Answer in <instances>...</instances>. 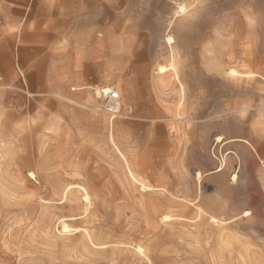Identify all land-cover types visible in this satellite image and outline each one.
Returning a JSON list of instances; mask_svg holds the SVG:
<instances>
[{"label": "rangeland", "instance_id": "obj_1", "mask_svg": "<svg viewBox=\"0 0 264 264\" xmlns=\"http://www.w3.org/2000/svg\"><path fill=\"white\" fill-rule=\"evenodd\" d=\"M186 1L85 0L78 18L76 0H0V141H11L13 149L0 157V264H264V235L250 232L245 221L228 227L229 248L220 246L215 227L189 211L168 212L181 220L147 225L141 194L127 186L116 165L106 124L51 96L78 84L70 41L80 20L93 36L83 66L88 75L81 82L98 86L107 81L138 91L123 92L133 113L124 129L112 131L136 173L165 196L169 192L188 203L198 171L205 195L220 189L232 213H256L263 221L264 123L246 115L235 129L227 115L234 106L256 105L261 92L254 83H233L224 70L264 78V0H202L193 23L183 30L184 106L189 100L198 119L189 127L176 122L177 131L171 130L179 97L174 83L166 95L148 79L135 83L139 59L147 77L157 63L167 65L158 45L172 6ZM115 39L120 57L109 48ZM217 135L248 143L216 144ZM228 150L238 156V166L233 162L227 172L214 174ZM171 166L187 175L186 185L176 182ZM45 167L50 171L41 172ZM28 169L36 172V181L27 178ZM233 172L238 179L231 184ZM63 183L87 190L91 215L61 204L52 187ZM62 218H73L69 224L77 230L71 235L58 233ZM84 229L106 246L89 244L81 236ZM135 245L143 254H134Z\"/></svg>", "mask_w": 264, "mask_h": 264}, {"label": "bare ground", "instance_id": "obj_2", "mask_svg": "<svg viewBox=\"0 0 264 264\" xmlns=\"http://www.w3.org/2000/svg\"><path fill=\"white\" fill-rule=\"evenodd\" d=\"M76 1L78 7L77 11H75L77 12V15L75 16L79 18L81 16V5L85 3V0ZM201 5H203L202 0H187L186 2L181 3L176 2L169 11V18H167L166 25L163 29L161 43H159L158 45L159 57L166 58L167 65L157 63L154 69L152 70L151 75L147 77L146 65L144 59L142 58L138 60L133 69L134 78L136 79V85H140V82L142 83L143 80L148 79V83H150L154 90L161 91L165 95L168 92L170 88L169 86L172 83H174L178 87L179 97L174 108V115L172 119L174 123H172L171 127V130L174 131H177L175 124L176 122H184L188 126V124L198 120L195 117L196 107L191 102H189V100H186V103H188L187 106H184L185 89L181 81L182 73L180 69V64H183L182 58H184V56L182 52L183 49L186 48V42L184 36L182 35V32L183 30L189 28V26L193 23L194 17L196 15L195 10H197V8H200ZM92 39L93 36L90 33L89 26H84V24H82L80 20H77L76 26L72 32V39L70 43L73 48L75 57L74 75L78 84L76 86L69 87V91L59 90L58 92L50 93L51 96L55 99L67 104H72L80 108L81 110L87 112V114L93 119L94 122L98 124H106L108 130L107 136L111 145V149L115 154L116 165L124 173V179L127 183V186L137 190L141 194L142 208L145 211V220L147 225H165L172 219L182 218L179 215H176L175 213L182 214L189 211L190 213H194V219H198L200 222L207 221L209 225L215 227L217 231V239L220 242V246L224 248H229L232 245V237L226 233L228 227L232 225H239L242 221H245L247 223V229L250 232L257 234L258 237L263 236L264 220L258 221L257 214L254 213V215H252V213H249L248 211L242 213L241 215L232 213L220 189L215 190V193L211 196L205 195L207 186H198V184H201L202 179V174L198 171L195 174V178L198 183L197 185H195V196L194 199L188 203L179 202L178 198L169 192L168 194H166L167 196H165L162 193L164 190H162L160 187H155L151 185L146 180V178L144 179L136 173L134 165L116 147L112 131L114 128H117V130L124 129V127L127 125V122H125V118H128V115L133 113L130 106H128L121 98L123 92H127L128 95L131 96L133 95V93H136L138 91L137 89L133 90L131 87L126 88L119 84L109 83L107 81L98 86L81 82L88 75L87 71L85 70L86 68H83V66L85 65L84 62L88 59V46ZM109 48L112 53L120 57L122 53V47L120 45L119 39L111 40ZM19 52L20 55L23 56L21 50ZM182 68H184V66ZM224 75L227 78L231 79L235 84L241 83L242 81L245 84L250 85L251 83H254L256 84V89L261 92L258 97V103L256 105L249 108L241 109H238L237 106H234V108L230 110L227 115H229V119L231 120L232 126L235 129L241 128L246 115L256 122L262 121L261 123H264V78L258 80L255 79L256 75L242 74L236 71L234 68L225 69ZM111 90L117 94L118 101L116 102V106L114 108L108 109L107 107H104L102 102L97 99L96 94L98 92L106 93ZM75 91L78 92V95L72 98L70 92ZM26 95L28 97H31L30 93H27ZM242 105H245V103H243ZM117 118L118 120L115 121V119ZM142 119L147 120L151 118L142 116ZM20 127H23V125H20ZM214 142L220 145H226L233 142L248 143L245 139L240 137L224 141V138L221 135H217L214 139ZM12 150L13 149L11 141H0L1 158L10 154ZM237 157L238 156H236L234 152L228 150L224 155L221 156L220 163L213 173L219 174L224 171L227 172L233 162H235V166H238ZM54 158L58 159L60 158V155L55 154ZM36 163H39V161H36ZM46 164H48V162ZM49 169L50 168L45 167L42 169L41 172H44ZM171 171L174 174V179L177 180L176 182L183 186L186 185L187 175H185L183 172L178 171L173 166H171ZM26 174L29 180H37L36 172H34L33 169H28L26 171ZM237 179L238 177L235 172L231 173L229 179L230 183H236ZM52 190L54 191V195L59 197V201H62L61 204H72L73 206H78V208L80 207L83 210V214L85 216L92 214L93 204L91 201V196L83 186L74 185V183L73 185L69 183H63L59 186L52 187ZM41 200L44 201L43 199ZM165 211H167V213H165ZM168 212L175 213L173 215H170L168 214ZM72 219L73 218L60 219L57 228L59 234L68 236L77 230L76 228H72L69 224L70 221L72 222ZM81 236L87 239L89 244H91L93 247L103 248L106 246V243L99 241V239L97 240V237L95 238L91 233H89L85 229ZM132 249L134 250V254H143L141 251L142 249L138 245L133 246ZM115 251H118V249H111V253H114Z\"/></svg>", "mask_w": 264, "mask_h": 264}, {"label": "built area", "instance_id": "obj_3", "mask_svg": "<svg viewBox=\"0 0 264 264\" xmlns=\"http://www.w3.org/2000/svg\"><path fill=\"white\" fill-rule=\"evenodd\" d=\"M97 99L102 102L104 107H107L108 109H112L116 106V102L118 101V96L114 91H108L106 93L104 92H98L96 94ZM111 111V110H109Z\"/></svg>", "mask_w": 264, "mask_h": 264}]
</instances>
